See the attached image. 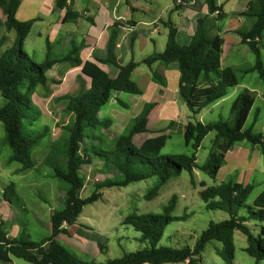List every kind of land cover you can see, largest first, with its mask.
<instances>
[{
    "label": "trees",
    "instance_id": "trees-1",
    "mask_svg": "<svg viewBox=\"0 0 264 264\" xmlns=\"http://www.w3.org/2000/svg\"><path fill=\"white\" fill-rule=\"evenodd\" d=\"M174 3V10L184 8L185 4ZM74 0H55V10L65 11L63 23L78 20L83 15L73 9ZM21 0H0V14L4 17L6 34L0 37V95L6 100L0 107V121L4 124L6 140L13 151L11 162L21 164V172L34 169L35 161L31 149L39 144L46 131L31 137L24 133L26 121L33 123L39 118L31 95L39 87H46L50 82L48 72L57 64L67 63L72 69L80 68L79 91L75 95H66L68 101L64 109L70 116L68 123L62 127L61 139L55 141L46 164L52 169V177L67 184L64 190V208L51 214V235L40 242L24 238H10L0 224V261L12 264L16 257L31 264H96L75 255L59 241L62 234H68V227L77 223L85 206L98 201L100 192L105 188L126 187L154 176L160 178V185L149 190L145 199L152 200L160 188L173 177L183 171L191 174V182L195 180L193 173L200 170L215 179L223 165L226 155L232 147L243 141L258 146L264 152V134L255 132L258 112L254 108L255 96L246 90L239 94L231 104V118H220L215 122H189L184 131L187 146L191 152L178 155H163L169 135L164 131H151L148 128L149 116L157 103L146 104L142 111L132 120L119 135L115 142L105 140V132L112 126V119L100 117L102 108L117 93L141 95L142 89L133 79L134 71L145 65L151 71V78L162 87L167 81L154 70V65L179 66V98L194 115L200 114L205 108L224 99L231 88L240 84L238 72L244 74L257 72L264 83V63L261 53V41L264 34V0H248L247 9L242 14L253 17L255 24L249 29H240L236 34L240 43L247 45L254 55V64L245 68L224 67L222 65L224 38L209 32L207 17L200 15L195 22L194 33L188 45L177 41L178 27L172 19L163 21L168 30L167 43L161 52H153L141 61L131 60L126 64L118 62L114 55L116 32L112 30L108 43L107 55L95 57L93 61H84L80 51L84 43L72 42L69 50L61 57L51 58V45L47 39V58L43 63L34 61L25 51L24 45L34 24L41 19L35 18L21 21L17 11ZM209 15L215 21L222 19V5L218 0H205ZM218 12L216 15L215 13ZM117 25V24H116ZM114 28V27H113ZM16 33L12 46L2 50L7 42V33ZM100 65H113L119 69L115 78L101 68ZM89 82V86L87 83ZM163 93V90L161 91ZM114 100L123 108L127 103L120 98ZM255 111V112H254ZM254 112L253 123L246 127L250 115ZM172 122L167 126L171 128ZM166 128V129H167ZM159 132L162 135L149 138L141 145L134 142L135 136L143 133ZM215 132L212 149L203 165L197 163V153L204 139ZM100 160L114 166L119 177L108 178L95 183V191L87 198H80L79 191L85 188V178L81 175L84 165ZM20 201L12 183L4 191V199L8 200V190ZM254 186L236 181L224 182L216 187L203 190L200 194L208 210H221L229 215V219L210 222L196 239L193 247L172 248L159 246L167 226L183 217L173 216L178 198L173 195L162 214H142L133 212L125 217L124 226L132 227L140 234V240L149 246L133 252L124 253L121 257L110 259L106 264H169L186 263L200 264L201 255L206 246L217 241L222 248L216 253L225 264H234L235 231H240L248 245L245 252L257 262L264 260V229L262 235H254L247 225L250 221L264 222V192L254 201L246 217L239 216V209L246 205ZM100 251L104 252L105 245Z\"/></svg>",
    "mask_w": 264,
    "mask_h": 264
},
{
    "label": "rangeland",
    "instance_id": "rangeland-1",
    "mask_svg": "<svg viewBox=\"0 0 264 264\" xmlns=\"http://www.w3.org/2000/svg\"><path fill=\"white\" fill-rule=\"evenodd\" d=\"M116 1L74 0L73 9L80 13L84 10H90L96 26L101 27L102 21L98 18V13L105 7L106 3L114 4ZM131 1L135 2V0ZM175 1L138 0L139 4L149 5L152 9L151 14L145 16V20H149L153 16L157 18L162 16L166 19ZM192 1L181 0L185 6H193L196 9L202 8L204 0H195L194 3ZM219 3L223 4L224 11L226 12L225 18L219 21L221 28L227 24L229 27L233 26L230 22H236V19L234 20L232 17V10L242 3L241 0H219ZM122 6L126 7L125 4H122ZM35 11L34 9V16L40 17L41 20L34 24L33 30L25 42L24 49L34 61L43 63L48 54L46 46L47 35L54 25L59 22L61 11L52 10L48 4L44 8ZM179 15L180 12L174 11L172 19L177 23H179ZM139 16L140 14L137 15L138 18H140ZM1 19L2 15L0 14V24L2 23ZM248 19L255 20L252 17H248ZM246 24L249 27H245L244 29H249L253 26L251 22ZM91 26L92 23L86 19L85 15L82 16L78 23L69 22L62 24L63 32L60 35V39L66 35L64 31L70 30V32H75L76 39L80 42L82 34L86 33ZM161 32V37L158 34L155 35V38L159 41L158 46L149 45V48H153L157 52H159L160 44L163 45L164 41L167 40V30L162 28ZM5 34L6 30L0 25V37ZM15 37L16 33L14 31L8 32L7 42L2 50L12 46ZM227 38L228 41H233V38L238 39V41L240 39L236 34ZM238 49L243 50L242 57L234 62L231 61V57L224 54L222 60L224 67L245 68L254 64V55L247 45L239 44ZM83 51L84 49L80 51V56ZM140 51L148 52L146 48L137 50L138 53ZM261 53L264 63V34L261 41ZM61 54L63 53H60L58 45L52 47L51 58L60 57ZM65 64L63 68L57 65L53 70H50L48 72L50 79L48 85L37 88L36 92L31 95L32 102L40 114L37 121L33 123L26 121L24 133L27 136L34 137L46 131V135L41 139L39 144L31 149V156L36 163L35 169L21 172V164L10 161L13 151L7 143L4 124L0 121V203L5 204H0V224H2L3 229L11 238H24L34 242L42 241L51 235L50 213L64 208V199L56 197L58 193L64 192L63 188L67 187V184L51 176L53 171L45 161L50 154L53 144L55 145L54 142L61 139L62 127L70 120V116L64 111L68 102L65 96L75 95L79 91V77L75 74L65 77L62 74L68 71V68H71L69 64ZM141 69L149 71V68L145 65H142ZM142 70L135 73V80L138 79ZM237 74L240 84L230 89L228 95L223 99L224 102L214 109H211L212 106H209L198 115L193 116L191 114L193 122H196L197 119L204 123L215 122L220 118L224 120L230 119V109L233 100L239 94L248 90L255 96L254 108L258 112L254 131L264 134V83L260 80L257 72L249 74L238 72ZM120 95L121 100L126 103H130L129 97L134 96L126 93H120ZM113 101L115 102L114 107H116V101ZM5 103L6 100L0 95V107H3ZM105 110L102 111V116H104ZM117 110L125 115V117L135 114V111H126L121 107H118ZM254 112L250 115L246 127H249L253 123ZM161 127L156 131H164L163 135L166 133L171 135L162 150L163 155L188 154L191 152V149L186 144L184 135L181 134L182 132H178V129L181 130V128L173 126L170 130L167 127L162 129ZM124 130H118V127L115 126L113 132H108V135H105V140L109 143V138L119 134V132L123 133ZM162 134L159 133V135ZM215 135V132H211L204 139L197 153V163L199 165H203L208 159ZM152 136L154 135L145 134L139 139L142 141L146 137L150 138ZM139 139L137 143L141 145L143 142H140ZM103 163L97 159L93 163L82 167L81 175L85 178L86 184L85 188L78 193L80 198L89 197L95 191V183L108 178L116 179L119 177V173L114 166L104 165ZM193 177L195 180L194 184L191 182V174L183 171L179 176L173 177L167 184L163 185L158 195L152 200L145 199V195L149 190L160 185L161 181L158 176L132 183L126 187L102 189L100 191L102 197L98 201L85 206L78 218L79 223L89 227L88 229H83L76 235V238L78 237L83 243L87 242L88 245H91L92 249L94 248L93 242L100 240L106 246L105 251L95 253L89 246L88 250L80 253L72 248H68L84 260L95 262L96 264H106L108 260L119 258L124 253L148 247V243L140 240V234L132 227L124 226L123 221L126 216L133 212L139 215L162 214L164 207L168 205L173 195L177 196L178 202L172 215L183 217L184 219L174 221L167 226L159 246L172 248L193 247L196 239L207 229L210 222H220L229 219L228 213L224 211L208 210L206 203L200 196L201 192L207 188L216 187L229 181L252 184L254 190L246 205L240 208L238 212L241 217L248 216L249 208L253 206L254 201L259 195L264 192V152L260 147L254 146L248 141L238 142L228 152L226 163L215 179L210 178L200 170H195ZM12 183L17 186V189H15L16 194L19 195L21 200L18 201L15 195L12 196V191L9 189L7 198L12 204L8 201L2 202L5 200L3 192ZM45 212L46 218H43L42 214H45ZM247 225L254 235H262L264 222L250 221ZM77 226L80 227L79 224ZM64 239L69 241L66 236ZM234 240L236 246L234 264H264V260L257 262L245 252L244 249L248 245V242L243 233L235 231ZM216 248H222V244L217 241L209 243L201 255L200 264H225L223 259L217 255ZM0 264L6 263L0 261ZM12 264L31 263L13 257Z\"/></svg>",
    "mask_w": 264,
    "mask_h": 264
},
{
    "label": "crops",
    "instance_id": "crops-1",
    "mask_svg": "<svg viewBox=\"0 0 264 264\" xmlns=\"http://www.w3.org/2000/svg\"><path fill=\"white\" fill-rule=\"evenodd\" d=\"M194 2L195 0L192 1V3ZM241 2L242 3L239 6H236L234 10H232V17L234 20L236 19V22H230L231 24H233V26L229 27L227 26L228 25L227 24L223 28H221L219 21L225 18L226 12L224 11L223 4L219 3V0H218V4L222 5V19H220L219 21H215L214 20L215 16L208 14L204 0V3L202 4V8L196 9L193 6H184V8L177 10L178 12H180L179 23L175 22L172 19L174 13L173 11L174 4L172 8L169 10L168 17L166 19L163 18L162 16H159L158 18L153 16L154 18L152 17L149 20H145V16L147 14H151L152 12V9L149 5L139 4L138 0H135V2H132L131 0H123V1L117 0L114 4L106 3L105 7H103L102 10H100V12L98 13L97 16L102 21L101 27L96 26L95 20L92 17L93 15L90 10H84L81 13L83 16L85 15L86 19H88L92 23V26L88 29L86 33L82 34V40L80 42L76 39L75 32H70V30L64 31L66 35L60 39V35L63 32L62 24H66L63 23V18L65 16V11L63 10L61 11V14L59 16V22H57L54 25V27L51 29V31L47 35V39L50 42L51 51H52V47L58 45L60 53H63L61 54V56L64 55L69 50L72 42H76L77 44L84 43L85 45L83 48L84 51L82 52L80 57L84 61L86 60L93 61L95 57H99V58L106 57L108 43L113 30L116 32L117 35L114 43V55L118 62H121L122 64H126L131 60L141 61L145 56H148L153 52H157L153 48H149V45L151 44L154 47L158 46L159 41H157L155 35L158 34L161 37V33H162L161 29L165 28L167 30L163 21H167L169 18L172 19L178 27L177 41L181 45H188L194 33L196 19L198 16L203 15L207 17V23H208L207 26L209 28V32L211 34H219L225 40V44L223 46L222 60L224 54H227L229 57H231V61L236 62L240 59V57H242V54L244 53L243 50L238 49L239 44H241L240 39L238 41V39L233 38V41H228L227 37L228 36L232 37L234 34H236V31L240 29H244L245 27H249L247 26L246 23L249 24L251 22L253 25L255 24V20H249L248 19L249 16H244L242 14L247 9L248 0H241ZM47 4L50 5V8L52 10L55 9V0H21L20 7L18 8L17 11V18L21 21H27L38 18L37 16H34L35 14L33 10L35 9L37 11L38 9L44 8V6ZM122 4H125L126 7L124 8ZM138 14H140L139 16L140 18L137 17ZM81 18L73 22L78 23V21ZM1 20L2 23L0 25H2L3 29L5 30L4 17H2ZM166 33L168 35V30ZM47 39H46V46H47ZM166 43L167 40L164 41L163 45L160 44L158 50L159 52L165 49ZM145 48L148 52H144V51L143 52L140 51L139 53L137 52L138 49L143 50ZM57 65H60L63 68V65L66 64L61 63ZM57 65H55L53 69ZM100 66L110 75V77L115 78L118 76L119 69L117 67L113 65H100ZM141 66H139L134 71L133 79L142 89L143 93L141 95H134L133 97H129L130 103H127L128 108H123L118 103H116L115 105L116 107H114V103H115L113 101L114 98L115 97L120 98L121 96L120 93H117L111 98L110 102L107 103L102 108L100 112V117L104 119H112L113 121L112 126L105 132V135L106 134L108 135V132L111 131L113 132L115 126L118 127V130L125 129L128 123L130 122V120L135 118L142 111L143 107L148 103H157L156 108L152 110L149 116V122H148L149 130L151 131L159 130L162 125L164 127L162 126L161 129L165 128L172 122L173 124L171 127L174 126L181 128V130L178 129V132L179 133L182 132L181 134L184 135V129L189 122H193V116L179 98V93H178L179 78H180L179 66L177 64H171L168 67L158 64L154 65L153 67L154 70L158 72L161 76H163L164 79L167 81V87H162L158 83L154 82L151 78V71L150 70L144 71L141 69ZM140 70L142 71L139 74L138 79L135 80L134 75L136 72ZM62 74H64L65 77H68L73 74L80 77L81 69L68 68V71L63 72ZM87 84L89 86V82ZM162 90L163 93H161ZM222 102H224L223 99L218 101L214 105H211L212 106L211 109L216 108ZM118 107H121L126 111L133 110L135 111V114L132 116L125 117V115H123L117 110ZM103 110H105L104 116L101 115ZM197 121L200 120L197 119ZM145 134H153L154 136L152 137H156L159 135L158 132L139 134L135 136L134 142L137 145H139L137 143L138 142L137 140L141 138L142 135ZM119 135H121L120 132L119 134L114 135L112 138L108 137L109 142L112 143V141L115 140ZM166 135H169L171 137L170 134L166 133ZM147 139L149 138L146 137L142 141L140 139L139 140L140 142H144ZM103 164L106 165L105 163ZM15 189H17L16 185H15ZM56 198L64 199V192L58 193ZM2 202H7V201L4 200ZM0 204L2 205L4 203H0ZM51 214L52 213H50V216ZM42 216L43 218H46V212L45 214H42ZM77 224H79L80 227H78ZM88 227L89 226L86 227L85 224L79 223V219H78L76 224L68 227V234L60 235L59 240L63 242L66 247L72 248L76 251H79L80 253H83L86 250H88L89 246L92 249L91 245H88L87 242L83 243L78 239V237L76 238V235H78L83 229H88ZM7 236L11 238L9 234ZM65 236L68 237L69 241L64 239ZM93 243H94L93 246L94 248L92 250L95 251V253L101 252L99 247L103 245V243L100 242V240H97Z\"/></svg>",
    "mask_w": 264,
    "mask_h": 264
},
{
    "label": "built area",
    "instance_id": "built-area-1",
    "mask_svg": "<svg viewBox=\"0 0 264 264\" xmlns=\"http://www.w3.org/2000/svg\"><path fill=\"white\" fill-rule=\"evenodd\" d=\"M177 3L183 4V3L181 2V0H178ZM215 14L217 15L218 12H216Z\"/></svg>",
    "mask_w": 264,
    "mask_h": 264
}]
</instances>
